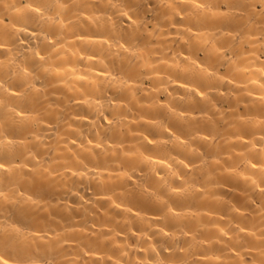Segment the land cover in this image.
I'll return each instance as SVG.
<instances>
[{"label": "clouds", "instance_id": "obj_1", "mask_svg": "<svg viewBox=\"0 0 264 264\" xmlns=\"http://www.w3.org/2000/svg\"><path fill=\"white\" fill-rule=\"evenodd\" d=\"M0 264H264V0H0Z\"/></svg>", "mask_w": 264, "mask_h": 264}]
</instances>
